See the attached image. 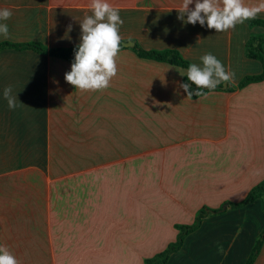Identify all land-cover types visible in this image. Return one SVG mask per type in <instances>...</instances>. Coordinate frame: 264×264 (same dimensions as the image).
Wrapping results in <instances>:
<instances>
[{"label":"crops","instance_id":"0c3cea01","mask_svg":"<svg viewBox=\"0 0 264 264\" xmlns=\"http://www.w3.org/2000/svg\"><path fill=\"white\" fill-rule=\"evenodd\" d=\"M107 2L120 10L122 40L176 48L201 67L200 58L211 53L234 73L227 82L233 85L261 72L260 62L244 53L250 33L261 32L257 26L218 33L177 19L182 2ZM89 3L0 0V9L12 12L0 21L10 35L0 41L34 25L42 38L14 41L80 43ZM0 50L13 59L14 50L30 57L20 68L26 83L18 70L11 78L0 75L18 105L8 108L1 84L0 245L20 264H143L175 239V223H191L202 205L239 201L264 179V80L188 99L179 87L185 68L124 47L110 87L81 92L64 80L69 61ZM4 141L12 144L7 151ZM57 147L58 164L34 165L33 156H50ZM263 227L260 199L230 208L203 220L161 264H244ZM253 264H264V242Z\"/></svg>","mask_w":264,"mask_h":264},{"label":"clouds","instance_id":"9594fccd","mask_svg":"<svg viewBox=\"0 0 264 264\" xmlns=\"http://www.w3.org/2000/svg\"><path fill=\"white\" fill-rule=\"evenodd\" d=\"M192 3L193 0H182L177 19L192 25L199 23L202 27L206 24L208 29L218 33L256 19L259 13L264 12V0L254 6H247L244 0H195L194 9H189ZM88 7L92 15H86L80 22V43L74 50L70 71L64 74V80L81 92H99L109 88L117 75L116 58L122 45L119 28L124 21L119 15L120 10L107 0H90ZM11 16V10L0 9V21H7ZM68 30H71V25ZM0 35L8 38L7 23H0ZM200 59L202 67L190 64L187 69V80L196 86V90H191L188 83L179 85L188 99L193 96L206 98L208 92L234 77V73L226 72L224 65L211 53ZM3 98L10 110L18 106L12 85L4 87ZM0 264H20V261L6 245H0Z\"/></svg>","mask_w":264,"mask_h":264},{"label":"trees","instance_id":"16d2710c","mask_svg":"<svg viewBox=\"0 0 264 264\" xmlns=\"http://www.w3.org/2000/svg\"><path fill=\"white\" fill-rule=\"evenodd\" d=\"M244 23L249 28L257 26L261 29V32L250 33V35L244 42V53L246 57L258 60L262 66V69L260 73L245 75L237 85L227 83L224 90L233 91L237 88H242L251 82H258L264 80V18L257 16L256 19L247 20ZM125 40H132L134 42V46L131 47V49L139 57L177 65L185 68L186 70L188 69V66L190 64H193L190 60L186 59L182 55V53L176 48L145 49L134 38ZM78 44L79 43H75L72 45L47 47L43 42L38 40H29L22 42L2 40L0 41V49L14 48L16 50H31L40 54H47L52 57L61 58L72 63L74 59V50L76 49ZM182 83H188L190 85L191 90H196V86L194 84H191V82L187 80V72L182 76ZM222 89L223 88L221 84L215 90ZM205 92H207L206 89ZM194 98L197 97L193 96L192 99ZM256 199H260L261 201V210L262 215L264 217V179L252 186L247 191L246 195L239 201H224L217 207L202 205L196 210L194 219L191 223H175L174 227L177 230L175 239L173 241H170L161 251L149 257H145L143 259V264L165 263L172 253L178 251L181 248L185 237L191 232L195 231L198 227H200L203 220L210 216L221 214L230 208L232 209L243 207ZM263 242L264 227L258 234L253 248L249 253L244 264H253L260 251V248L262 247Z\"/></svg>","mask_w":264,"mask_h":264},{"label":"rangeland","instance_id":"374dc122","mask_svg":"<svg viewBox=\"0 0 264 264\" xmlns=\"http://www.w3.org/2000/svg\"><path fill=\"white\" fill-rule=\"evenodd\" d=\"M140 1H142L143 3L149 2V0H132V4L138 3ZM165 1L180 2V3L182 2V0H165ZM259 2H260V0H244V3L247 6H254V5L258 4ZM40 32L42 33L41 27H35L34 25L33 26H27L23 30V33H17L16 32L17 34H15V32H14V40L18 41V40H26V39H33V38H42L43 35ZM2 39H4V37ZM14 40H12V41H14ZM26 59L30 60V57L27 54L20 53V52H17L14 50V59H13V58H10L9 55H6V56L2 55L1 50H0V75L3 74V72H4V75H2V76H4L5 78L6 77L11 78L13 76L12 74L16 72L15 70H18L20 72V73H17V76L19 79L18 81L20 83H22V82L26 83L27 73L25 71L23 72V70L20 69L22 64L27 62ZM1 84L9 85L10 81H6L5 83H1ZM26 106H24V109L27 110ZM3 143H5L4 145L6 146V148H5L6 151L9 150V148L12 146L11 141H8L7 143L4 141ZM35 151H37V150H35ZM50 151L52 152L50 156H44V155L40 156V157H38L37 155L33 156L32 162L34 163V165H37L39 167H41V166L43 167V166L49 165V164H51V165L58 164L59 163V155L57 154V152L59 151L58 147L54 148ZM38 173H32L31 175H29L28 173L26 175H24V173H20V177L22 176V178L29 177L30 179H36V178H40Z\"/></svg>","mask_w":264,"mask_h":264},{"label":"water","instance_id":"95a60500","mask_svg":"<svg viewBox=\"0 0 264 264\" xmlns=\"http://www.w3.org/2000/svg\"><path fill=\"white\" fill-rule=\"evenodd\" d=\"M134 46V42L132 40H122V45L121 48L124 47H133ZM222 87H226V83L222 84Z\"/></svg>","mask_w":264,"mask_h":264}]
</instances>
